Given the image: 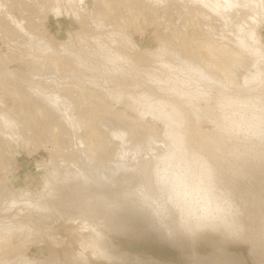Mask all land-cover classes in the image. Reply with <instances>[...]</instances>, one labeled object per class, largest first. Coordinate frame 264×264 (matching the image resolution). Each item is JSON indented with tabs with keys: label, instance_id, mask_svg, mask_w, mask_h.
Instances as JSON below:
<instances>
[{
	"label": "rangeland",
	"instance_id": "obj_1",
	"mask_svg": "<svg viewBox=\"0 0 264 264\" xmlns=\"http://www.w3.org/2000/svg\"><path fill=\"white\" fill-rule=\"evenodd\" d=\"M101 1L0 0V264H264V0H230L245 20L203 0L215 28L160 0L139 23L130 0ZM19 87L55 109L58 91L80 100L60 113L76 159L32 144ZM111 122L131 146L88 157L81 133Z\"/></svg>",
	"mask_w": 264,
	"mask_h": 264
},
{
	"label": "bare ground",
	"instance_id": "obj_2",
	"mask_svg": "<svg viewBox=\"0 0 264 264\" xmlns=\"http://www.w3.org/2000/svg\"><path fill=\"white\" fill-rule=\"evenodd\" d=\"M99 1H101V0H99ZM120 1H122V0H120ZM130 1H131V3L133 5L131 4L132 6H129V7L126 6L127 8H125L123 15L125 17L126 16L128 17V15H132L133 21H135V22L137 20H139L140 18L143 21H145L144 20L145 19L144 15H146V14H147L148 17L152 16V17H150V20L153 19V17H155L157 14H159V10L158 9H159L160 6L159 5H154L155 4V1L154 0H143V1H140V0H130ZM160 1H162L163 6H164L163 7V10H162V14H160L162 16L165 14L164 9H168V8H171V9L172 8H177L178 9V8H181L182 7V12L184 10V12H183V14H184V20L186 22H188V21H190V22L191 21H194L197 18L199 20L201 19V21H210V22H212V26H214V28L216 27V25L217 26L218 25H221L222 26V24H223V22L220 20V18L218 16H216V14L211 13V11H208L207 7L204 5V1L205 0L204 1L203 0H160ZM214 2H215L216 5L220 6V10H221L220 12L224 11V13L227 16H230V17L232 16V18L233 17L235 18L236 17L235 11H240V14H241L240 18L241 19H244L243 17H244V12L245 11L243 12L242 9H238L237 10V7L240 6V5H232L230 3V0H214ZM103 3H104V1H103ZM205 3H206V1H205ZM133 9H135V11H133ZM108 10H109V7H108ZM238 14H239V12H238ZM120 17H122V16H120ZM127 17H126V19H127ZM245 17H246V15H245ZM237 19H238V17H237ZM151 21H153V20H151ZM195 23L197 25H199L197 22H195ZM184 24H183V26L185 28L184 29V33H185V32H187V26H188V24L187 23L185 25ZM226 26H227L226 31H231L230 30L231 29V25L227 24ZM159 28H160V26H159ZM12 31H14V30H12ZM168 31H170V29H169V27L167 25H165L164 26V33L163 34H167L168 35ZM10 32L8 31V33H10ZM181 33H182V31L180 33H175L174 35L172 34V36L170 37L169 40L172 43L178 42V44L179 43L181 44V41H182L181 40L182 39L181 38V35L183 34V33L182 34ZM244 37H245V39H248L249 38L250 40H252V41H250V40H247L246 41L244 39V41H245V45L244 46H247L248 48H249V46H248L249 44L253 43L255 40L257 41V36L256 35H253V34H251V35H249V34L248 35H244ZM238 40H240V37H239ZM234 45H235V43H234ZM234 45L232 44V46H234ZM234 47L232 48L231 52L227 53L228 52L227 51L226 52V55L228 57H230V59L236 58V60H237L236 62L237 63L242 62L243 64L245 63L247 66H249V64H247V62H243L245 59L242 60L241 57L239 56V55H242V53L237 48L234 49ZM229 63L231 64V61ZM221 65L220 64H216V63H212L211 61H209V63L207 64V67L205 68L206 69L205 71L209 74V76H212L213 78H216L219 82H224V83H227L228 85L232 84V79L228 76V73L229 72L227 73V70L223 67L225 65L222 64V62H221ZM246 65H245V67H246ZM215 67L217 69H215ZM237 68L239 70L240 69V65H237ZM98 91H100V90H98ZM58 92L56 94H54V97H53V99H54L53 101L54 102L53 103L55 104V106L57 108H59V110L57 108L56 109L55 108H52L51 106H49V104H42V103H39L38 104L37 100H34L32 98V94H30V92L26 88H24V87H19V89L17 88V92L16 93L19 94L18 97H19L20 103H21V106L20 107H22V109H23V110L22 109H20V110L22 112L24 110H27L26 113L27 112L30 113L29 114V117L30 118H28V119L25 118L24 119V123L26 122V124H25L24 127L27 126V128H28L27 130L30 131L29 132V135H28V138L30 136L32 138V140L34 139L35 142H36V143H34L31 140L32 141V144H36L37 146H40V147H42L44 149H48L49 152L52 154L54 160L56 158H58V157H60L62 160L63 159L64 160L65 159L66 160L67 159H76V157H77V152H76L77 149H76V147H74V139H73L74 132H73L72 129H70V124H72L73 121H72L71 118H65L64 116L62 117V114H60V113L63 111L64 113H66L67 116L69 115V117H70L69 112H70L71 109L74 110V108H77V109L80 108V106H81L80 105V102H79L80 100H78V98L75 95H73L72 93L64 94V93H60V92L58 93ZM30 96H31V100H30ZM1 103H2V101L0 100V104ZM50 103H52V102H50ZM81 113L83 114V112H81ZM26 115H28V114H26ZM26 115L24 114L25 117H27ZM80 117H81V115L80 116L77 115L75 118L78 120L79 123L82 124L81 126H82V130H83V129H85V127L83 125L84 120L82 121V119ZM68 119H69V121H68ZM76 119H74V121ZM84 119H86V118L84 117ZM101 121H104V119L101 120ZM101 121H100V123H103L104 124V122H101ZM108 121L109 122L112 121L113 123H116V121L114 122V119H112V120L109 119V120H106L105 122L108 123ZM95 122H98V121H95ZM112 122L110 123V125L109 124L108 125L106 124L107 125V130L105 129L106 128L105 125L103 127L102 124L99 123L100 124L99 126L101 127L100 128L98 126V128H100V129H98L99 131H90V133H87L86 131H84V132L81 133L84 136V145L86 147V150L88 151L87 153H89V151H90V155L88 154V157L89 156L94 157V152L95 151L92 152L93 151L92 149L94 148V146L96 147L95 148V150H96V158L98 159V161H99V157L97 156L98 153L101 154L103 160H106L107 157L109 158V156L111 158L110 160H113V159H116L115 156H118L119 154L122 155L121 152L123 150L121 149L122 151L119 152L120 150L118 151L117 148L119 149V148H124V147H118L117 146V142L118 141L117 140H114L115 138L113 137V135H114V132L115 131L113 132V130H114L113 128H114V126H116V124L113 125ZM17 124H18V122H17ZM125 124H124V127H125ZM20 125H22L21 122H20ZM20 125L18 127H21ZM80 127H78V129ZM20 129H22V128H20ZM115 129H116V127H115ZM120 129H121V126H120ZM120 129H118V130L120 131ZM127 129H124V131L126 132ZM20 131H22V130H20ZM116 131H117V129H116ZM21 133H24V137L28 134L27 132H23V131ZM116 133H118V132H116ZM126 134L128 135L129 133L126 132L125 135ZM80 135L78 134L79 137H81ZM125 135L123 137H126ZM130 135H132V134H130ZM20 136H22V135H20ZM28 138H26V139H28ZM85 138H87V140H85ZM30 139H28L29 142H30ZM78 139H80V138H78ZM123 140H125V139L123 138ZM128 141H130V139ZM118 143H120V142H118ZM128 143L130 144L131 141L128 142ZM123 146H125V145H123ZM130 146L131 145H129V146L127 145V146H125L124 149H126V147H130ZM131 155H132V153H131ZM126 159L128 160L127 157H126ZM117 161H118V159H117ZM70 162H68V163H70ZM100 162H102V160ZM65 163H67V162H65ZM55 164L56 163H54V165Z\"/></svg>",
	"mask_w": 264,
	"mask_h": 264
}]
</instances>
